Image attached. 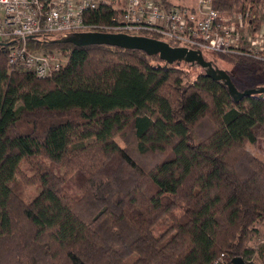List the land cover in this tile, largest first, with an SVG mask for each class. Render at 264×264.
I'll return each mask as SVG.
<instances>
[{
    "label": "trees",
    "instance_id": "16d2710c",
    "mask_svg": "<svg viewBox=\"0 0 264 264\" xmlns=\"http://www.w3.org/2000/svg\"><path fill=\"white\" fill-rule=\"evenodd\" d=\"M211 8L242 36L263 27L264 0ZM117 13L88 18L112 25ZM35 47L61 48L68 62L40 79L10 70L0 46V264H256L264 161L247 146L264 138V96L235 103L203 73L192 80L140 51ZM253 50L217 56L253 75L264 67ZM23 163L40 187L30 202Z\"/></svg>",
    "mask_w": 264,
    "mask_h": 264
},
{
    "label": "built area",
    "instance_id": "2783aa9c",
    "mask_svg": "<svg viewBox=\"0 0 264 264\" xmlns=\"http://www.w3.org/2000/svg\"><path fill=\"white\" fill-rule=\"evenodd\" d=\"M197 7L159 5L155 12L149 0H128L115 7L112 0H0V43L7 48L10 70L31 72L40 79L58 73L68 62L61 50L40 51L37 42H49L73 33L103 32L132 36L148 35L208 53L234 55L251 48L244 46L245 35L234 26L224 24L212 0H198ZM118 11L112 25L97 24L88 16L102 6ZM257 51H263L264 40H256ZM33 44V46L31 45ZM255 53V51H254ZM252 54V53H251Z\"/></svg>",
    "mask_w": 264,
    "mask_h": 264
},
{
    "label": "water",
    "instance_id": "95a60500",
    "mask_svg": "<svg viewBox=\"0 0 264 264\" xmlns=\"http://www.w3.org/2000/svg\"><path fill=\"white\" fill-rule=\"evenodd\" d=\"M58 43H69L75 47L108 46L128 51H140L149 57H158L168 66H180L182 63L192 67H200L203 75L221 83L227 88L230 97L235 103L245 97L254 95L264 96V86L240 91L229 73L220 69L213 62L208 61L201 51L186 47H173L165 41L145 36H132L121 33L82 32L73 33L57 40ZM3 47V44L0 43ZM232 264H248L242 257H235Z\"/></svg>",
    "mask_w": 264,
    "mask_h": 264
},
{
    "label": "rangeland",
    "instance_id": "374dc122",
    "mask_svg": "<svg viewBox=\"0 0 264 264\" xmlns=\"http://www.w3.org/2000/svg\"><path fill=\"white\" fill-rule=\"evenodd\" d=\"M127 1L128 0H112V2L114 3L113 5L118 9L121 8L122 5L123 7L127 5ZM149 1L154 5L158 6V7H154L150 5V7L155 12H158L160 8L159 5L161 6V4H159L161 0H149ZM260 16L263 22V27L261 31L257 35H253L249 33L246 37H243V41H244L243 45L251 49H256L258 47L257 45L260 46V44H258V41L256 40H264V10L261 11ZM145 37H149V36H145ZM253 44H257V45L254 46ZM35 48L42 52L43 51L55 52L58 50H61L64 53L67 52L58 47H54L52 49L48 47L45 48L35 47ZM263 49H264V43H263ZM202 53L203 55L205 54L204 57L208 61L216 62V64L220 69L227 71L229 75L233 77V80L240 91L264 86V67L262 66L257 67L254 74L249 75L243 70V68L239 64H230L225 60L218 59L216 53H208V52H202ZM232 59L234 61H237L235 57H232ZM151 63L155 65L160 64L157 58H152ZM179 67L187 71L191 75L192 80L196 79L201 73H203V70L200 67H192L184 63H182ZM22 127L24 129L27 128L26 125L25 126L23 125ZM117 139L119 140V137H117ZM247 148L254 156L264 161V138L260 139L256 145L248 144ZM33 174L34 172L31 171L30 166L23 163L21 166V173L17 176L18 190L20 191L22 198L26 202H30L34 200V198L40 193V187H37L36 185H27L25 177L27 178V176L29 177ZM257 228L259 230V235L258 237L255 238V240L252 243L257 248V254L254 258V262L256 264H264V221L257 224Z\"/></svg>",
    "mask_w": 264,
    "mask_h": 264
},
{
    "label": "crops",
    "instance_id": "0c3cea01",
    "mask_svg": "<svg viewBox=\"0 0 264 264\" xmlns=\"http://www.w3.org/2000/svg\"><path fill=\"white\" fill-rule=\"evenodd\" d=\"M171 6H189V7H197V0H166Z\"/></svg>",
    "mask_w": 264,
    "mask_h": 264
},
{
    "label": "bare ground",
    "instance_id": "6f19581e",
    "mask_svg": "<svg viewBox=\"0 0 264 264\" xmlns=\"http://www.w3.org/2000/svg\"><path fill=\"white\" fill-rule=\"evenodd\" d=\"M198 5V4H197ZM191 50H194V49H191ZM196 51H200V50H196Z\"/></svg>",
    "mask_w": 264,
    "mask_h": 264
}]
</instances>
